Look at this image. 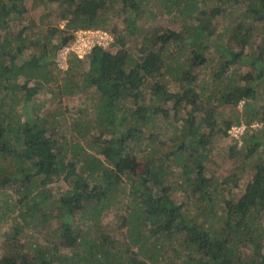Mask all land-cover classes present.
<instances>
[{
    "label": "trees",
    "instance_id": "1",
    "mask_svg": "<svg viewBox=\"0 0 264 264\" xmlns=\"http://www.w3.org/2000/svg\"><path fill=\"white\" fill-rule=\"evenodd\" d=\"M26 1L0 0V264H264V130L248 129L264 125V0H31L56 5L38 23ZM89 29L111 41L61 70ZM80 94L94 115L67 142L45 104ZM241 102L242 145L215 175Z\"/></svg>",
    "mask_w": 264,
    "mask_h": 264
},
{
    "label": "rangeland",
    "instance_id": "2",
    "mask_svg": "<svg viewBox=\"0 0 264 264\" xmlns=\"http://www.w3.org/2000/svg\"><path fill=\"white\" fill-rule=\"evenodd\" d=\"M209 6L211 7V2H209ZM26 7H27V11H31V13L29 14L30 17L34 18V21L38 23L39 18L41 17L42 14L44 15H48V13H50L53 16L57 15V10H56V5L53 4H49L47 6H39L37 7L35 10H32V3L31 0H27L26 1ZM65 22H60L59 26L60 28H63ZM219 28L218 31L223 30L226 28V26L228 25V23L225 22H221L218 24ZM225 27V28H224ZM231 28V27H230ZM89 30H93V31H98L100 32V30H94V29H89ZM231 30V29H229ZM79 31V30H77ZM215 32L211 37L208 38V40L205 41V43H207V45L209 46H213L214 44H216L217 42H220L221 37L219 36V32ZM96 37H99L100 34H95ZM85 41H88V43L91 44L90 41V35H85ZM76 39V38H75ZM75 39L73 38V41H71V43L68 46L63 47L62 49H60L59 51H57V57L54 58V61L58 64L57 66L61 69V70H66L67 69V60L69 58L70 55H68V53L66 52V49L68 48V50L71 51V48H74L77 52H78V56L79 59H84L85 56L87 55H83L84 53H87L89 51L90 53V49L92 47V45L86 43V45H81L76 43ZM111 38H108L107 42H110ZM106 42V43H107ZM208 54V51H207ZM78 58V57H77ZM25 56H20L18 57V63H20L21 61L25 60ZM73 59V58H72ZM199 79V78H198ZM171 90L174 91L173 88H171ZM48 92V91H46ZM85 91H80V93H84ZM47 96L50 99V94L47 93ZM59 101H61V103L59 104ZM91 101H87L84 100V97L82 96V94L73 97L72 98H62L60 100H51V102H47L45 104V107L48 108L49 107V111L56 109L57 111H55L53 114L56 117L57 123L60 127H58L59 131H65V134H67V142H71L69 141L70 139H73L75 137H77L76 133L73 132L72 135H69V131L70 129H72V127L74 125H76L77 123H83V121H87V120H91V118L93 117V112L92 110L89 108L88 111L85 114V110L83 111L82 109H86L87 107L90 106ZM242 106H243V102H241L239 104L238 107H236L235 109H231V110H226L227 113L229 114H233L235 117H239V120L241 121V126L237 127L232 126V128L228 131L227 137L223 138L220 136H217L215 138V144L213 146V150L211 152V157H213V159H215V164L211 166V170L215 172V175H223V177H225V174L229 173V171L231 169H229L230 167L233 166L231 159H228V149L236 144V148L239 149L242 145V137L241 135L243 134L246 125L244 126L245 123H243L246 119L243 117L242 115ZM43 112H45V110H43ZM42 112V113H43ZM250 130V132L252 131H257V130H264V125H262L261 123H253L251 128H248ZM96 132V131H95ZM77 141V140H76ZM162 150L156 151V152H152L150 149H146L142 155H140L139 158V162L144 163L146 158H150L152 163L155 164H159L158 161V156L161 154ZM253 166H251V164H249V166H245L244 168L246 169L245 172L239 175L241 176V180L239 181V188L235 190L236 195L238 197L242 196L244 194V191L247 187V185L250 183L252 176L254 174V169ZM243 168V169H244ZM39 186V185H38ZM56 188L62 189L63 185L62 184H55ZM59 191V190H58ZM1 196V195H0ZM175 198L179 199L178 194H174ZM4 199V198H2ZM224 204V203H223ZM114 212V213H113ZM120 217H122L123 215H121V213H119ZM105 222L106 225L108 224V227H110V229H117L118 233L117 235H119L118 237H121L122 234H124L125 229L121 228L118 229L119 224L121 223V220L118 221L117 219V212L116 210L111 209L108 213V215L105 217ZM63 254H66L64 251L62 252Z\"/></svg>",
    "mask_w": 264,
    "mask_h": 264
},
{
    "label": "built area",
    "instance_id": "3",
    "mask_svg": "<svg viewBox=\"0 0 264 264\" xmlns=\"http://www.w3.org/2000/svg\"><path fill=\"white\" fill-rule=\"evenodd\" d=\"M95 34H100V36L96 37ZM85 35H90L89 39L91 41V44L88 43V41H85V38H84ZM108 38H110V36H108L107 33H103L102 31L98 32V31H93V30H79V31H76L74 33V39H75L76 43L81 44V45H86V43H88V44L92 45L91 49L94 46H103V45L105 46V45H107L109 43V42H107ZM91 49H90V51H91ZM66 52L68 53V55H70L71 53H75L78 56V52L74 48H71V51L68 50V48H67ZM87 54H89V51L87 53H84L83 55H87ZM78 58H79V56H78Z\"/></svg>",
    "mask_w": 264,
    "mask_h": 264
}]
</instances>
